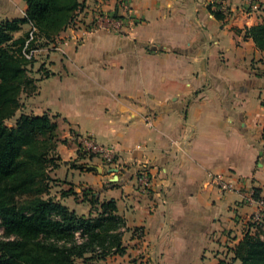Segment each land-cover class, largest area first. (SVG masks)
Instances as JSON below:
<instances>
[{
    "label": "crops",
    "instance_id": "crops-1",
    "mask_svg": "<svg viewBox=\"0 0 264 264\" xmlns=\"http://www.w3.org/2000/svg\"><path fill=\"white\" fill-rule=\"evenodd\" d=\"M256 1L261 10L246 13V0H83L77 18L101 12L111 28L80 43L77 24L61 33L64 56H49L50 76L25 103L66 122L58 153L70 176L86 179L77 191L116 201L125 250L95 264H218L253 233L264 210L249 202L256 190L264 200V52L238 30L262 22ZM81 137L114 147L116 162L71 169ZM217 175L233 190H220ZM60 202L97 214L84 198Z\"/></svg>",
    "mask_w": 264,
    "mask_h": 264
},
{
    "label": "trees",
    "instance_id": "trees-1",
    "mask_svg": "<svg viewBox=\"0 0 264 264\" xmlns=\"http://www.w3.org/2000/svg\"><path fill=\"white\" fill-rule=\"evenodd\" d=\"M25 1V17L0 21V264L102 261L125 250L124 221L116 201L100 203L96 195L85 193L84 201L97 209L95 217H88L44 198L51 190L50 171L60 166L58 146L66 142L58 133L60 115L22 113L15 125L7 124L22 108V94L30 97L38 92V82L30 76L34 62L22 53L29 32L19 38L15 34L31 24L38 30L37 39L56 41L76 22L83 0ZM214 14L218 20L225 17L221 11ZM242 31L264 52V15L261 23L238 30ZM252 226L256 232H247L233 257L218 264H264V222Z\"/></svg>",
    "mask_w": 264,
    "mask_h": 264
},
{
    "label": "rangeland",
    "instance_id": "rangeland-1",
    "mask_svg": "<svg viewBox=\"0 0 264 264\" xmlns=\"http://www.w3.org/2000/svg\"><path fill=\"white\" fill-rule=\"evenodd\" d=\"M258 5H259L258 9L252 8L251 10H253V11L261 10V7H262L261 3H259ZM26 7H27V3L25 0H0V21L6 20V19L11 20V19H15V18L25 17V12H26L25 8ZM245 12L246 13L248 12L247 9ZM85 18H87V17L84 16L83 18L82 17L77 18V20L79 21L77 26H79V28H76L75 34L71 37L77 43L82 42V40H84L85 37L87 36L86 34H84L85 27L88 25V23L91 22L92 19L87 20ZM73 25H75V24H73ZM30 27H32L31 24L25 25L19 33H16L17 35L15 34V38H19V37L25 35L27 32H29ZM37 32H38V30H37ZM60 36L56 39V41L49 42V43L44 38H39V39L36 38L37 42L35 39V41L33 43V45L35 44L34 46H38L40 48V51L38 52L36 57L33 60H31L34 63L31 67L32 71L30 73V76L32 78H34L35 80H37V82H38L37 85L41 81L38 77L45 78L46 76L47 77L50 76L51 61H50L49 56H64L63 44H62L64 40H61ZM30 97H33V96H30ZM28 98H29V96L26 93L22 94V96H21V103L23 104L22 108L17 112L16 116L12 120L8 121V123H7L8 126L15 125L17 118H19V116L22 113L31 114V112L28 108V104L25 103L28 100ZM57 121H58V119H57ZM67 130H68V126H67L66 122L59 123L58 133H59L60 140H62V141L66 140L65 143H60L59 146L61 144H66L68 142V139L64 137V136H66L65 131H67ZM74 137H76V135ZM74 141L75 140H73V142ZM75 143L77 145L76 148L78 151V156H77V159H74V160H73V158L71 159V161H70V168L71 169H76L77 171H80V172H88L89 170L87 168V165L89 163H79L83 159H89L91 161L94 160L96 162V164L104 163L107 165V163L105 161H103L96 154H93L92 152L83 151V149L81 148V145L79 144L80 142L78 143V141H76ZM57 154L59 155V158H60L59 160L57 159V163L60 164V166H59L60 168H63V162H62L63 159H62V156L58 153V149H57ZM93 166H97V165L94 164ZM69 172H70V169H67L65 171L64 168L62 169V171H57V170H51L50 171V177L52 179V181L50 182L51 190H50L49 194L44 195V198L51 197L57 201H65L68 204L73 205L74 202H77L79 199L85 198L86 197L84 195L85 193L86 194L88 193L89 195L92 194L91 192L93 191V189H90V188H87L81 192H78L77 189L81 188V187L83 188V184H87V181H86V179H80V177L77 178L76 177L77 175L76 176H70ZM75 182H77L78 184ZM66 188H69V190H66ZM59 198H61V200H59ZM257 214L260 218L259 222L263 223L264 222V210L258 211ZM252 220H253V223H250L247 227H250V229L252 228L251 231L253 233H255L256 228L253 227L252 224H254L256 221H254L255 219H253V218H252ZM95 262H97V260H94V261L90 262L89 264H95ZM77 264H86V263L79 260L77 262Z\"/></svg>",
    "mask_w": 264,
    "mask_h": 264
},
{
    "label": "built area",
    "instance_id": "built-area-1",
    "mask_svg": "<svg viewBox=\"0 0 264 264\" xmlns=\"http://www.w3.org/2000/svg\"><path fill=\"white\" fill-rule=\"evenodd\" d=\"M223 2L224 0H221V4L224 6ZM245 4H246L245 9H247V11H249L252 8L258 9L259 6L258 5L259 3L256 0H246ZM119 6L125 15L131 14V7L126 1H120ZM74 24L75 25L78 24L77 20ZM112 24L113 23L110 17L106 16L101 12H98V14H96V16L91 20V22L88 23V25L85 27L84 34L89 35L99 30H109ZM115 27L117 29L120 28L118 26ZM36 36H37V28L32 25V27H30L29 30V38L27 39L24 48L22 50L23 56H25L30 61L33 60L40 51V48L38 46H33ZM79 142L83 151L92 152L93 154H96L107 164L113 165L116 162L114 147L98 145L95 142V140H93L92 137H81ZM214 181L218 185L219 189L224 192L233 190V184L230 181H228L223 175L214 176ZM138 182L141 189L144 192H147L151 186V179H150V175L146 170L143 169L139 172ZM249 202L251 204H258L259 206H264V200L257 199L256 192L254 193V191H252L251 196L249 197ZM254 217H255L253 218L255 219L254 221L259 222L260 219L259 216L255 215ZM2 234H3V229L0 228V237L2 236ZM76 235L77 238L81 240L80 233L78 232Z\"/></svg>",
    "mask_w": 264,
    "mask_h": 264
},
{
    "label": "water",
    "instance_id": "water-1",
    "mask_svg": "<svg viewBox=\"0 0 264 264\" xmlns=\"http://www.w3.org/2000/svg\"><path fill=\"white\" fill-rule=\"evenodd\" d=\"M112 171H115V170H112Z\"/></svg>",
    "mask_w": 264,
    "mask_h": 264
}]
</instances>
